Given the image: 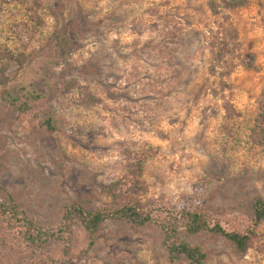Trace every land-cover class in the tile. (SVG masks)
<instances>
[{
	"label": "rangeland",
	"instance_id": "obj_1",
	"mask_svg": "<svg viewBox=\"0 0 264 264\" xmlns=\"http://www.w3.org/2000/svg\"><path fill=\"white\" fill-rule=\"evenodd\" d=\"M60 34L70 37L67 53L49 70L59 86L34 111L0 105V195L54 224L69 203H109L105 185L136 153L140 199L199 202L245 230L251 197H264V142L250 138L264 98V0H0V53H21L35 69ZM5 74L11 87L23 71L11 62ZM66 81L103 103L84 104ZM46 112L53 130L41 126ZM255 232L244 256L220 235L180 237L200 246L206 264H264V220ZM160 238L156 226L106 220L90 246L75 222L70 252L50 242L37 260L0 230V264H50L46 255L56 264H183Z\"/></svg>",
	"mask_w": 264,
	"mask_h": 264
},
{
	"label": "trees",
	"instance_id": "obj_2",
	"mask_svg": "<svg viewBox=\"0 0 264 264\" xmlns=\"http://www.w3.org/2000/svg\"><path fill=\"white\" fill-rule=\"evenodd\" d=\"M226 7H234L245 0H220ZM215 11L216 4L210 3ZM53 48L32 67L21 53L12 55L11 52H1L6 59L0 64V105L13 107L20 113L34 111L38 101L45 100L52 87L59 84L52 79L49 70L56 66L57 56L65 55L70 43L66 34L56 35ZM14 62L17 70L23 71V76L17 84L7 86L8 77L5 72L8 65ZM64 88L73 85L80 90V99L86 104H101L103 99L90 91L88 86L74 81L63 82ZM227 115H234L231 103L225 102ZM41 126L53 130L52 116L44 114ZM253 143L264 142V98L260 102V111L250 129ZM143 158L140 154H130L127 158L125 171L122 176L105 185L104 190L110 197V202L95 208H85L77 203L67 204L60 218L54 224L40 223L25 210L20 208L11 197L0 195V230L14 238L15 244L25 255L40 259L43 247L50 242H60L64 253H69L72 246L73 226L79 222L89 237V245L95 242L98 231L106 220H119L133 226H156L160 233V245L170 261L184 260L183 264H206V254L199 245L180 237V230L189 235L201 232L222 236L230 248L238 255L244 256L256 237V228L264 220V197L255 194L249 202L250 224L245 230L227 228L218 219L211 217L208 209L199 202L187 200L171 204L158 199H140L139 194L146 192L143 181ZM15 250V248L13 249ZM56 264V260L46 255V262Z\"/></svg>",
	"mask_w": 264,
	"mask_h": 264
}]
</instances>
